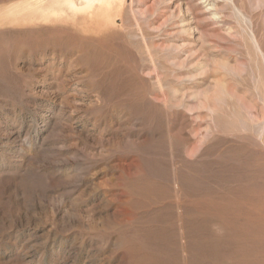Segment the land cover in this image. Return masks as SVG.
<instances>
[{
	"label": "rangeland",
	"instance_id": "1",
	"mask_svg": "<svg viewBox=\"0 0 264 264\" xmlns=\"http://www.w3.org/2000/svg\"><path fill=\"white\" fill-rule=\"evenodd\" d=\"M0 264H264V0H0Z\"/></svg>",
	"mask_w": 264,
	"mask_h": 264
}]
</instances>
